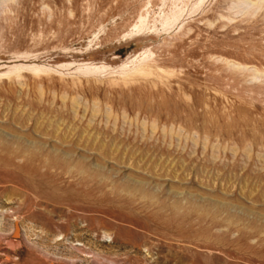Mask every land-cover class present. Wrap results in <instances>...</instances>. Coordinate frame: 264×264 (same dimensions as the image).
Wrapping results in <instances>:
<instances>
[{
    "label": "rangeland",
    "instance_id": "1",
    "mask_svg": "<svg viewBox=\"0 0 264 264\" xmlns=\"http://www.w3.org/2000/svg\"><path fill=\"white\" fill-rule=\"evenodd\" d=\"M0 264H264V0H0Z\"/></svg>",
    "mask_w": 264,
    "mask_h": 264
},
{
    "label": "bare ground",
    "instance_id": "2",
    "mask_svg": "<svg viewBox=\"0 0 264 264\" xmlns=\"http://www.w3.org/2000/svg\"><path fill=\"white\" fill-rule=\"evenodd\" d=\"M142 25H143V23H142ZM140 26H141V25H139V27H140ZM141 28H142V27H141ZM141 28H138V29L140 30ZM138 29H137V30H138ZM142 29H143V28H142ZM139 30H138V31H139ZM15 228L18 229V224H16V227H15ZM14 239H15V238H14ZM11 241H12V240H11ZM15 241H16V240H15ZM15 241L13 240L12 242L14 243ZM12 242H11V243H12Z\"/></svg>",
    "mask_w": 264,
    "mask_h": 264
}]
</instances>
